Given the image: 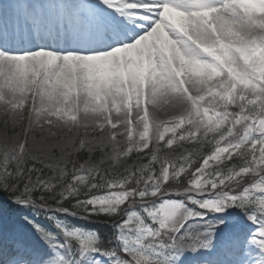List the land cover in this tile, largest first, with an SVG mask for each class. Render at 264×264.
I'll return each mask as SVG.
<instances>
[{
	"label": "snow or ice",
	"instance_id": "obj_1",
	"mask_svg": "<svg viewBox=\"0 0 264 264\" xmlns=\"http://www.w3.org/2000/svg\"><path fill=\"white\" fill-rule=\"evenodd\" d=\"M7 35L42 43L22 53L0 48L5 117L21 126L25 113L29 124L45 112L68 121L97 117L98 132L111 130L108 140L125 136L119 158L144 152L153 139L157 148L148 163L105 170L107 181L97 176L91 191H80L59 174L33 177L38 170L25 169L17 159L24 134L0 150V189L17 203L41 208L50 207L52 194L61 211L98 218L147 205L128 212L119 226L128 259L117 264H169L166 249L209 248L219 224L177 234L189 219L232 207L258 225L252 242L264 249V0H55L47 14L31 0H0V39ZM185 142L211 150L161 157L160 145L175 150ZM197 153L199 163L191 164ZM234 158L239 163L222 167ZM166 186H180L197 208L163 199ZM113 193L120 203H112ZM204 194L211 198H197ZM57 227L84 253L116 255L98 238ZM44 238L55 241L50 233Z\"/></svg>",
	"mask_w": 264,
	"mask_h": 264
},
{
	"label": "rangeland",
	"instance_id": "obj_2",
	"mask_svg": "<svg viewBox=\"0 0 264 264\" xmlns=\"http://www.w3.org/2000/svg\"><path fill=\"white\" fill-rule=\"evenodd\" d=\"M33 1L38 2L39 0H33ZM159 115L160 118H167V114L164 112H161ZM29 116L30 113H25V119L21 126V124L16 123L11 117H5L3 110L0 109V150H2L5 142L12 141L17 138L22 139L24 134H27L30 141L33 136H35L37 141L41 139V134L39 132H36L34 128L32 130L29 129ZM105 131L107 132V130ZM120 131L123 132V128H121ZM81 134L82 135L84 134L83 129L81 130ZM87 135L89 136L90 139L95 138L98 140L103 135V133H100L98 131L91 132V130H89ZM45 141L46 142H44L42 147L45 154H47L50 157L49 162L55 161L63 156L64 152L62 151V148L58 146L63 143L60 137H56L54 139L45 140ZM117 141H118V145H117L118 148L123 149L127 147V142L124 135L118 136ZM160 147H161V152H160L161 157L164 156L175 157L179 153L184 152L186 149L195 150L197 148H201L203 152H208L211 150V145L205 144L201 146L187 142H185L183 145L179 147H176L175 150L164 148L162 145H160ZM156 148H157V143L155 139H153L152 145H150L149 149H146L144 152L142 153L133 152L127 158L121 157L120 166L116 168L114 172H123L125 167H132L133 165L148 163L151 152L154 151ZM105 153H112V147L109 146L108 148H104L103 150L100 147H97L96 150L91 153H89L85 149L80 152L74 153L71 159L75 161H79V163H83L86 160H92L94 162H98L100 158L104 156ZM2 155L3 153L2 151H0V157H2ZM30 163L34 165L33 168L38 170L35 172V176L42 175L45 178L50 176H57V173L53 171V169L46 167L44 164H41L35 160H27L26 163L24 164L25 169L30 165ZM236 163H239V161L234 158L232 161H227L225 165H222V167H231L233 164ZM104 167L107 169V165H104ZM108 172L110 174L113 173V171L111 170H108ZM208 196L211 198L210 194ZM171 201H176V200H171ZM159 203H157V205ZM18 204L21 205L22 207L21 209L11 210L3 201H0V225L11 224L12 226H14L15 230L20 232H22V230H19L16 227L24 226V232L31 233L33 236H35V240L26 242L28 246H31V248H33L31 249L32 251L31 255H28L24 252L22 253L18 252L16 257H14L13 259L14 264L18 261H19L18 263L20 264H32L35 261L34 259H36L37 256L39 255L36 250L40 251L42 255H44L43 257L45 261L44 264H117L118 261H127L120 258L115 251H111V252H114L116 255L110 256V255H105L104 253L101 252L89 251L87 253H84L83 246H82V250L81 249L77 250L75 248L76 247L75 245L68 244L67 238L63 235L61 229L57 227V224H59L64 229H66L65 225H63V223H61L58 219L56 222H53L51 221L50 218H47V216L45 215L36 213L35 211H30L28 209H23L29 205H25L21 203ZM133 209L131 210L135 211ZM137 212H141V211H137ZM213 213H215L213 215L216 214L218 215L217 220L219 223V227H222L223 226L222 224L226 222L224 220L228 219V214H232V217H235L234 218L235 221L233 223L237 224V221L242 223L244 222V224H246L247 226L246 230L248 233H250L251 230L255 231L258 229V225L253 223L248 218L249 214L246 213L241 208L232 207V208H227L224 212L221 213H216V212ZM202 218L204 217H194L186 221L177 235L184 236L185 234H189V233L192 235H196L204 232L201 229L203 228L207 229V227H203L205 225H200V224H205L204 219ZM221 218L224 221L223 223H220ZM230 220H232V218H230L227 221ZM148 222L151 221L149 220ZM122 223L123 222H121V224ZM53 224H55L56 227ZM36 225H39L41 231H37V228L35 227ZM226 230L227 228L225 227L224 229H220L216 233L214 232L213 234L209 235L213 237L211 240L212 242L211 247L209 248L201 247L195 250L198 253L201 262L205 263L207 260H210V251L212 250L213 247L215 246L217 247L220 244H222L225 234L228 232ZM75 231L82 234V238H87V237L98 238V236L92 232H83L78 229ZM45 232L50 233L55 238L54 243L44 238ZM118 237L120 239V227L118 230ZM185 250L194 251L191 249L190 250L185 249ZM257 250L264 251V249H262L257 244H255L254 247L252 248V252L256 253ZM164 255L168 256L170 258L169 259L170 261H176V264H189L184 260L185 259L184 249H166Z\"/></svg>",
	"mask_w": 264,
	"mask_h": 264
},
{
	"label": "clouds",
	"instance_id": "obj_3",
	"mask_svg": "<svg viewBox=\"0 0 264 264\" xmlns=\"http://www.w3.org/2000/svg\"><path fill=\"white\" fill-rule=\"evenodd\" d=\"M97 119V117H81L77 120L68 121L55 114L47 112L41 113L38 117L32 119V122L29 124V129L32 130L34 128L36 132H39L41 134V139L37 141L35 136H33L31 141L28 138L26 144L22 141L20 152L17 156L18 161L21 164H25L27 160H35L53 169V171L61 175L63 179L70 175V182L80 191H84L85 189L91 191V187L95 186L97 183V176H99L101 182L107 181V177L103 175V172L105 170L114 172L121 163L117 154L118 141L108 140V137L111 135L110 129L103 133L98 140L95 138L90 139L87 135L89 130H91V132H97V128L95 127ZM82 129L83 135L81 134ZM56 137H60L63 141V143L58 146L62 148L64 154L59 159L49 162L50 157L45 154L42 145L45 140L54 139ZM109 144L113 145L112 153H105L98 162L86 160L83 163H79V161L71 159L72 155L76 152L86 149L91 153L94 152L97 147L103 150ZM198 155L199 153H197V156L193 157L190 161L191 164L197 162ZM104 165H107V169ZM74 175L75 180L79 181L78 184L73 180ZM101 187H103V183H101ZM112 196L116 197L112 203L121 202L120 194L113 193ZM112 210L115 211V208Z\"/></svg>",
	"mask_w": 264,
	"mask_h": 264
},
{
	"label": "bare ground",
	"instance_id": "obj_4",
	"mask_svg": "<svg viewBox=\"0 0 264 264\" xmlns=\"http://www.w3.org/2000/svg\"><path fill=\"white\" fill-rule=\"evenodd\" d=\"M55 2V0H40L39 2H34L35 3V5L33 6L34 8H37V9H41L45 14H47L48 13V10H49V8L51 7V5L53 4ZM0 40H2V39H0ZM109 43V45L111 44V42L109 41L108 42ZM73 46V45H72ZM74 47V46H73ZM0 48H4V47H1L0 46ZM4 49H6V48H4ZM31 50H35V49H31ZM44 142H46V141H44ZM44 144V143H43ZM214 232H216V230L214 231ZM213 232V233H214ZM213 233H211V234H213ZM26 235H27V237L29 238V239H33V240H35V236H33V235H31L29 232H27L26 233ZM209 238L212 240V236H209ZM44 255H42L41 253L38 255V257H37V259L34 261L35 262V264H44ZM40 261V262H39ZM39 262V263H38ZM256 263H259V264H263L264 263V258L262 257V256H259L258 258H256L255 260H253V261H251V262H249L248 264H256ZM1 264H4L3 262L1 263Z\"/></svg>",
	"mask_w": 264,
	"mask_h": 264
}]
</instances>
